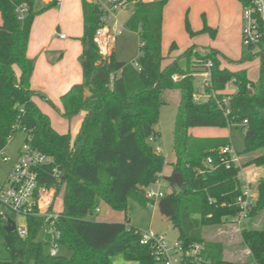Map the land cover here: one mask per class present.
Segmentation results:
<instances>
[{
  "label": "trees",
  "instance_id": "obj_1",
  "mask_svg": "<svg viewBox=\"0 0 264 264\" xmlns=\"http://www.w3.org/2000/svg\"><path fill=\"white\" fill-rule=\"evenodd\" d=\"M126 1L133 4V11L125 28L137 36V55L126 62L112 54L104 65L96 64L93 42L100 15L98 6L82 1V52L78 60L83 82L60 97L59 110L68 121L83 114L72 138L68 132L52 128L50 118L33 101L38 95L30 89L34 69V61L26 57L30 29L35 17L54 4L0 0V154L16 133L22 132L23 142L52 158L53 165L40 171L39 184L55 189L57 194L63 189L57 229L61 248L70 253L69 257L48 256L47 246L38 239L40 219L26 220L25 238L15 231L5 232L6 212L0 210V264H114L117 256L125 262L153 264L150 249L139 244L140 231L129 224V219L124 223H100L88 218L96 214L98 201L125 214L129 200L147 206L143 189L157 180H165L170 186L156 207L177 231V239L183 245L203 244V258L211 264H240L225 261L224 247L204 238L206 228L232 223L239 213L240 169H225L220 154L231 143L228 138L195 137L189 131L234 126L243 133V150L237 153L241 169L264 165V29L257 52L243 48L236 62L259 60L258 78L251 82L244 70L234 72L223 67L221 54L210 48H202L200 54L192 45L173 59L170 55L176 46L172 44L169 56L163 57V11L168 0ZM238 2L241 7L246 5L243 0ZM22 4L28 12L19 21L14 9ZM185 29L191 38L201 33L211 39L216 37V30L205 23L199 32H193L186 20ZM193 58L203 64L199 70L185 71ZM179 60H186L185 68L179 67ZM208 63L212 64L209 90L219 97L226 94V86L234 80L236 93L229 94L227 116L211 98L205 102L194 100L192 75L203 72ZM177 75L182 78L174 81ZM165 91L179 94L173 127L174 162L169 177L162 176L165 159L156 151L159 111L168 104ZM208 159L211 164H207ZM51 168L59 172L57 179L50 175ZM174 174L181 175L184 191L174 184ZM256 188L257 201L242 223L241 238L249 251V261L264 264V219L260 229L251 227L264 212V177Z\"/></svg>",
  "mask_w": 264,
  "mask_h": 264
},
{
  "label": "rangeland",
  "instance_id": "obj_2",
  "mask_svg": "<svg viewBox=\"0 0 264 264\" xmlns=\"http://www.w3.org/2000/svg\"><path fill=\"white\" fill-rule=\"evenodd\" d=\"M146 2L151 0H145ZM41 2V1H40ZM168 0L163 12V30H162V56L168 57L170 47L175 44L176 50L172 52L170 57L175 58L180 56L188 47L195 45L205 46L211 42L227 54L228 61L221 56L222 65L229 70L242 69L248 74L251 81L256 82L258 77L257 67L259 60L252 58L243 62L240 60V46L237 41L241 40L242 31V15L241 4L238 0ZM44 4V2H42ZM240 6V7H239ZM55 8V7H53ZM52 9V8H51ZM133 11V4L128 3L118 15L119 24L124 27L122 34L118 36L117 43L113 54L121 61H131L137 55L138 39L137 36L125 28L127 20L130 18ZM188 21L189 27L193 32H199L205 23L211 29L216 30L215 39H211L208 34H198L194 37H189L185 29V21ZM241 42V41H240ZM202 54V49H198ZM222 52V51H221ZM223 57V58H222ZM237 60L235 64L231 60ZM170 63V62H169ZM203 63L198 59H192L191 63L186 67V60H179V67L185 68L187 72L199 70ZM202 73V72H201ZM201 73H194L195 86L200 80ZM176 80L182 76H175ZM231 91L230 93H228ZM226 94H235L236 88L233 83H229L224 91ZM88 94V93H87ZM168 104L162 107L159 111L158 123L156 125L157 131L160 133V139L157 142L159 153L165 159V165L162 171V176H171L172 163L174 162V154L172 149L173 142V127L174 119L177 113L179 104V94L177 91H165ZM48 114L51 126L59 133L68 132L72 138L78 132L79 115L66 120L63 118L58 109L51 108ZM198 137L208 138H228L232 149L236 153L243 150V133L240 129L234 126L223 129H192L190 133H195ZM74 136V137H73ZM25 135L22 132L16 133L13 139L6 146L3 155L9 157L12 161L15 160L18 150L24 141ZM256 155V154H254ZM247 159L248 156H242ZM12 166V163H2L0 161V174L2 171H7ZM244 179L251 189L256 188L259 179L264 177V165H251L243 168ZM162 181V180H161ZM164 182L159 188L160 191L168 193L171 189L169 184ZM157 189V188H156ZM51 196L54 199L53 212H60L62 209V195L63 189L57 194L55 189L51 190ZM57 194V195H56ZM98 213L90 216L88 220L100 223H124L125 219H129V224L138 229L140 232L152 231L154 233L165 234L169 241H175L178 238L177 231L172 225L163 217L158 208L155 206L149 209L147 206L129 200L126 214L124 212L114 211L107 204L98 201ZM0 210H3L0 207ZM19 227H25L24 219L16 216H11ZM264 212L256 217L252 222L251 227L260 229L263 224ZM242 224L237 226L232 223H225L220 226H213L205 229V240L209 242L220 243L224 247L223 259L231 263L240 264H254L249 261V251L242 245L241 238ZM41 239V236L38 237ZM59 256L69 257L70 253L65 248L58 250ZM114 264H136L133 262H125L121 257L113 258Z\"/></svg>",
  "mask_w": 264,
  "mask_h": 264
},
{
  "label": "built area",
  "instance_id": "obj_3",
  "mask_svg": "<svg viewBox=\"0 0 264 264\" xmlns=\"http://www.w3.org/2000/svg\"><path fill=\"white\" fill-rule=\"evenodd\" d=\"M44 4H54L59 7L62 0H40ZM246 5L241 7L242 31L241 44L245 49L251 48L252 53L258 50L262 31L264 29V0H243ZM95 4L99 10V20L97 28L93 35V42L96 46L97 65H104L112 56L117 43L118 36L124 31V27L119 24L118 15L128 4L126 0H102ZM14 12L19 21H22L28 12L25 4L15 6ZM59 38L65 36L59 34ZM134 66L137 67L136 63ZM211 63H208L205 70L200 74V80L195 87L194 100L207 101L210 98L215 101L216 106L221 110L224 116L229 115V104L231 95L224 94L218 96V93L209 90L211 88ZM112 83L114 75L111 74ZM175 81L176 78L173 77ZM234 83V80L231 81ZM250 90L251 86L247 85ZM246 124V121L244 122ZM159 153V148H156ZM221 159L225 169L239 168L237 178L242 183V196L238 198L239 213L233 219L232 224L240 226L248 218V212L257 201V188L251 189L244 179L243 169H241V158L232 149L231 145L220 150ZM2 163H12L7 171L0 174V207L6 212V215L14 222L15 232L20 238L27 236L26 220L29 218L42 220L39 239L47 246V254L50 257H57L60 232L57 229V222L60 212H53L54 199L51 196V190L39 184L40 171L51 167L53 160L50 156L33 148L29 142H23L18 150L15 160L0 154ZM211 164V160H207ZM50 175L53 178L59 177V172L51 168ZM164 182L157 180L153 184L146 186L144 197L148 201L147 207L153 209L157 202L165 196L160 191ZM157 188V189H156ZM98 209L95 210L98 213ZM16 216L24 219L25 227L16 225V221L11 217ZM139 244L150 249L153 264H211L203 258L204 246L201 243H192L183 245L178 239L169 241L165 234L154 233L152 231L139 232Z\"/></svg>",
  "mask_w": 264,
  "mask_h": 264
},
{
  "label": "crops",
  "instance_id": "obj_4",
  "mask_svg": "<svg viewBox=\"0 0 264 264\" xmlns=\"http://www.w3.org/2000/svg\"><path fill=\"white\" fill-rule=\"evenodd\" d=\"M82 1L96 3L102 0H62L61 6L49 9L35 17L30 29L29 41L26 49V57L34 61L30 89L33 93L38 95L33 97V101L47 116H49L48 114L51 108L61 110L60 97L73 85L83 82L82 70L78 60L82 52L80 41L83 35ZM216 1L220 2L221 0ZM228 2L233 5L231 0H228ZM59 34H63L65 38H59ZM240 41L241 40L238 38V45H241ZM197 48H210L216 50L221 56L228 59L227 54L229 55V53L222 49L221 52L216 44L212 42L209 45L203 47L198 46ZM240 48L241 58L244 49L242 46H240ZM171 58L174 59L175 57L172 56ZM231 61L235 64L237 60ZM241 70L242 69H236L234 72ZM246 76L249 79L247 73ZM230 92L231 91L228 93ZM79 118L78 129L83 114H80ZM190 134L198 137L196 132ZM109 223L113 222L110 221Z\"/></svg>",
  "mask_w": 264,
  "mask_h": 264
},
{
  "label": "water",
  "instance_id": "obj_5",
  "mask_svg": "<svg viewBox=\"0 0 264 264\" xmlns=\"http://www.w3.org/2000/svg\"><path fill=\"white\" fill-rule=\"evenodd\" d=\"M173 182L176 185L177 188L181 189L182 191H184V188L182 186V178L180 174H174L172 176ZM6 221H7V225L5 227V232L7 233H13L15 231V224L14 222L8 217V215L4 216Z\"/></svg>",
  "mask_w": 264,
  "mask_h": 264
}]
</instances>
